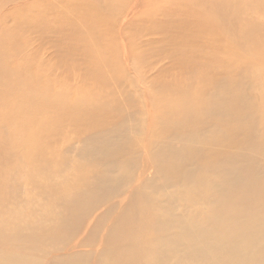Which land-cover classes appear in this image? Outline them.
Segmentation results:
<instances>
[{"label": "bare ground", "instance_id": "bare-ground-1", "mask_svg": "<svg viewBox=\"0 0 264 264\" xmlns=\"http://www.w3.org/2000/svg\"><path fill=\"white\" fill-rule=\"evenodd\" d=\"M131 1H139L142 6L146 3ZM169 1L172 11L178 10V0ZM3 2L12 8L2 19L15 20L18 27L15 33L20 40L24 28L42 36L56 32L69 38L78 28L74 20L86 8L92 10L100 27L102 18L107 37L113 20L125 17L132 4L129 0ZM179 2H184L181 8L185 12L184 26L194 28L180 47L187 65L192 66L187 69V81L191 89H201V94L199 97L198 92L190 90L176 105H169L160 120L162 134L155 140L152 137L149 142L143 141L141 167L151 162L153 178H147L150 180L135 189L144 175L139 171L134 177L139 165L136 148L141 141L136 143L135 137L119 131L125 128L123 124L88 136L78 157L97 166L92 181L85 186L82 174L74 183L56 179L60 184L56 187L58 192L53 191L57 198L47 204V211L41 215L47 224L43 231L23 222H0V264H43L8 247L16 248L18 242L30 248L40 243L50 246L53 238L49 235L59 232L66 238H59L60 244H68L66 249L73 251L83 231L91 228L93 237L98 229L94 224L103 214L99 210L106 204L109 208L118 205L122 211L113 224L115 234L108 231L101 236L98 245L101 251L94 250L98 255L96 264H264V154L253 134L262 123L258 100L263 95L258 97L257 84L261 79L256 68L264 61V0ZM8 32L10 37L3 36L0 41V197L3 198L10 196L8 191L14 193L15 187L11 185L21 175L23 163L31 159V154L8 138L12 122L25 115L33 103L31 109L38 110L48 102L44 94L35 100L29 95L33 87H39L40 79L36 80L35 75L41 70L31 75V69L23 66L13 71L9 64L18 43L11 42L13 31ZM20 134L23 136L22 131ZM236 144L242 146L240 151ZM216 146L218 150L214 149ZM144 148L147 154L143 153ZM33 171V176L50 174L44 164ZM144 188L148 189L147 194ZM34 190V197L44 198L41 184L35 183ZM130 198L131 202L126 203ZM57 206L59 212L53 213ZM17 212L5 210L8 218ZM92 237L87 247L91 246ZM89 251L84 252L88 255Z\"/></svg>", "mask_w": 264, "mask_h": 264}, {"label": "rangeland", "instance_id": "rangeland-1", "mask_svg": "<svg viewBox=\"0 0 264 264\" xmlns=\"http://www.w3.org/2000/svg\"><path fill=\"white\" fill-rule=\"evenodd\" d=\"M3 1L0 0V41L3 36L10 37L8 31L11 30L14 38H11V42L18 43L14 45L9 64L13 71L16 67L23 66L28 71L31 69V75L36 70H41L35 75L36 80L40 79L39 87H33L29 95L35 100L38 95L44 94L48 102L44 107L40 105L38 110L36 107L31 109L33 103L31 110L28 109L25 115L18 116L12 122V128L7 134L13 145L18 144V148L31 154V159H24L21 175L15 177L16 181L11 185L15 187L14 193L8 191L10 196L0 197V222H23L34 230L43 231L47 224L41 219V215L47 211V204L57 198L54 192H58L56 187L60 184L55 182L56 179L74 183L82 174L85 186L92 181V173H96L98 168L78 157V151L88 136L96 132L100 134L106 127L115 128L123 124L125 128L119 131L135 137L133 139L136 143L141 141L136 148L139 150V165H136L134 177L141 171L144 175L139 182L144 180L137 185L135 182L134 185L138 186L135 189L150 180L147 178L152 177L154 169L151 162H145L147 166L141 167L143 141L149 142L152 137L155 140L162 132L160 120L164 118L169 105H176L179 98L190 94V90L198 92L199 97L201 94V89H191L192 85L187 81V69L192 66L187 65L185 52L181 49L184 39L194 28L184 26L185 12L181 9L184 2H179L184 0H178L176 5L179 8L174 9L175 11H172L173 8L169 6L172 2L168 0H145L143 6L139 1L133 3L129 0L132 4L128 7L126 16L113 20L107 37L102 18L100 17V23L103 28L95 23L92 10L86 8V12H82L74 20L78 28L72 36L69 35L71 33L68 34L69 38L56 32L48 35L42 33V36L24 28L20 40L15 33L18 29L15 20L2 19L12 8L11 4ZM99 14L104 15L103 12ZM105 22L108 23L106 19ZM4 30L7 34L2 35ZM94 31H101L103 34ZM256 69L261 79L257 82V88L258 97L263 95L258 101L262 106L260 120L264 125V61ZM31 99L27 100L31 102ZM14 104L18 106L15 100ZM2 109L5 112L6 108ZM262 123L253 134L261 143L260 151L264 154ZM25 134L30 135V138ZM175 146H179L178 141ZM236 147L239 151L242 149L240 144H236ZM214 149L218 150V146ZM144 151L147 154L146 148ZM43 164L50 172L49 178L44 175L33 176V169ZM35 183L43 186L44 198L32 195ZM143 191L146 194L149 192L146 188ZM131 198L126 203H130ZM57 208L53 213L59 212V206ZM9 209L18 212L8 218L5 210ZM121 209L118 205L109 208L108 204L100 208L99 211L103 214L98 223L94 224L98 229L93 237L91 228L87 232L83 231L78 235L80 239L73 251L66 249L68 244H60L59 238H65L60 232L58 235H49L53 238L50 246L44 243L42 246L40 243L38 247L30 248L18 242L16 248L9 246L8 250H18L21 255L43 264H96L98 255L94 250L101 251L98 246L101 236H106L108 231L115 234L113 224ZM90 236L93 240L91 246L87 247ZM71 244L72 242L69 245ZM86 250H90L88 255L84 252Z\"/></svg>", "mask_w": 264, "mask_h": 264}]
</instances>
